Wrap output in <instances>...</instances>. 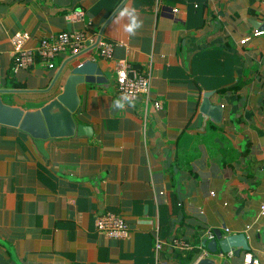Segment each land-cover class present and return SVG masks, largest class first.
I'll use <instances>...</instances> for the list:
<instances>
[{
	"label": "crops",
	"instance_id": "1",
	"mask_svg": "<svg viewBox=\"0 0 264 264\" xmlns=\"http://www.w3.org/2000/svg\"><path fill=\"white\" fill-rule=\"evenodd\" d=\"M125 5L143 21L135 36L112 22ZM255 30L264 31V0H0V89L15 91L2 96L12 106L52 100L73 56L15 70V32H28L32 48L64 31L114 44L112 59L90 46L79 58L107 78L78 88L76 118L91 137L49 141L46 158L29 135L0 125V264H181L173 239L193 244L197 259L208 230L246 234L251 251L232 264H264V34ZM119 59L150 73L162 102L149 107L145 132L142 98L112 108ZM207 93L217 117L201 111ZM106 212L125 219L128 238L96 230Z\"/></svg>",
	"mask_w": 264,
	"mask_h": 264
},
{
	"label": "water",
	"instance_id": "2",
	"mask_svg": "<svg viewBox=\"0 0 264 264\" xmlns=\"http://www.w3.org/2000/svg\"><path fill=\"white\" fill-rule=\"evenodd\" d=\"M100 39L98 37L96 44L90 48L94 49ZM81 56L82 53L74 55L65 63L57 75V77L60 75L65 77L62 88L55 93L52 100L38 110H24L10 105L2 96L15 91L0 89V125L19 129L29 135L38 152L46 158L48 157L45 147L47 142L57 139L91 137L93 134L91 126L79 123L76 118L80 106L78 88L81 85H106L107 78L103 76L96 62L92 60L80 62ZM51 89L52 86L46 92ZM208 96V93L204 96L201 111L210 117H217L221 113L220 108L215 107L209 101ZM214 234L215 237L212 240H206L203 243L211 256L200 257L194 264H232L228 260H220L212 255L217 252L233 251L235 257L239 258L251 251L248 238L244 233L224 237L219 230H214ZM259 238L264 246V232L259 235Z\"/></svg>",
	"mask_w": 264,
	"mask_h": 264
},
{
	"label": "built area",
	"instance_id": "3",
	"mask_svg": "<svg viewBox=\"0 0 264 264\" xmlns=\"http://www.w3.org/2000/svg\"><path fill=\"white\" fill-rule=\"evenodd\" d=\"M173 14L178 13V9L172 10ZM77 16L81 17L83 12H77ZM264 31L255 30L253 35H263ZM31 36L28 32L17 31L11 37L13 47V57L15 63V70L29 69L40 61L44 67L52 68L53 60L64 53L71 55H78L89 46L96 44L97 39L89 31H69L60 32L51 38H41L38 44L32 48L27 46V42ZM249 40L248 37L242 39L240 44L243 45ZM99 56L104 59H112L114 52V44L111 42L100 41L97 43ZM115 84L117 93L122 96L129 94L134 102L142 98L144 100L145 112L142 120L143 131L147 127L148 109L152 106L156 110L162 109V102L156 100L152 94V84L150 73H142L136 69L128 60H116L115 68ZM221 107H224L222 105ZM260 216H264V205L261 206ZM96 230L110 238L126 239L130 235V230L127 222L119 214L106 212L98 214L95 220ZM205 239L211 240L215 234L212 230L204 233ZM172 246L180 250L183 254L194 252L196 247L193 244L181 238H174ZM162 248V242L157 236L154 243V253L158 256ZM199 257L211 256V253L204 246L199 247ZM197 250V249H196ZM247 255V254H246ZM220 260H233L235 258L234 252L227 253L217 252L213 254ZM197 258V259H198ZM196 259V260H197ZM251 264H258L257 260H253Z\"/></svg>",
	"mask_w": 264,
	"mask_h": 264
},
{
	"label": "clouds",
	"instance_id": "4",
	"mask_svg": "<svg viewBox=\"0 0 264 264\" xmlns=\"http://www.w3.org/2000/svg\"><path fill=\"white\" fill-rule=\"evenodd\" d=\"M112 22L114 25L120 26L123 32L129 36H135L138 30L143 27V21L140 19L137 9L127 5L119 9ZM134 105L133 98L129 94H123L114 100L112 108L124 111L127 107H134ZM250 259L251 257H246V264Z\"/></svg>",
	"mask_w": 264,
	"mask_h": 264
},
{
	"label": "trees",
	"instance_id": "5",
	"mask_svg": "<svg viewBox=\"0 0 264 264\" xmlns=\"http://www.w3.org/2000/svg\"><path fill=\"white\" fill-rule=\"evenodd\" d=\"M196 254H199V251H196ZM196 255L195 253H185L184 258L181 261V264H193L195 262Z\"/></svg>",
	"mask_w": 264,
	"mask_h": 264
}]
</instances>
